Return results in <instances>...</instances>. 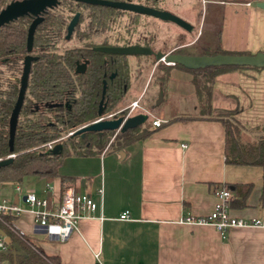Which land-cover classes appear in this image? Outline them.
Listing matches in <instances>:
<instances>
[{"label":"crops","instance_id":"1","mask_svg":"<svg viewBox=\"0 0 264 264\" xmlns=\"http://www.w3.org/2000/svg\"><path fill=\"white\" fill-rule=\"evenodd\" d=\"M254 1L214 0L221 48L264 52V9ZM190 77L180 67L169 69L154 102L161 100L154 116L162 120L150 123L147 135L121 148L67 153L49 182L41 178L42 193L32 190L50 206L64 185L87 194L95 207L81 211L64 240L33 230L30 212L22 210L12 224L35 249L59 264H95V254L101 264H264V226H232L221 235L208 224L178 222L185 214H207L221 188L229 192L231 215L264 219L262 167L224 160L223 125L215 116L233 109L227 118L238 124L240 137L254 138L256 125L264 122V67L214 74L206 112L198 108ZM121 212L126 218L118 217ZM1 262L8 264L2 257Z\"/></svg>","mask_w":264,"mask_h":264},{"label":"trees","instance_id":"2","mask_svg":"<svg viewBox=\"0 0 264 264\" xmlns=\"http://www.w3.org/2000/svg\"><path fill=\"white\" fill-rule=\"evenodd\" d=\"M208 2L207 7L212 9L211 15L215 17L211 21L214 23L215 41L194 52H185L209 54L247 52L226 50L220 47L217 40L220 19L219 4H215L214 0H208ZM161 8L165 6L162 5ZM94 16L89 18V22L103 23L109 13L98 12ZM49 21L55 26L52 31L58 33L63 22L62 14L54 11ZM26 22L27 18L22 17L0 27V52L23 50ZM37 34H34L33 41L37 42L35 45L40 51L30 63L23 98L17 113L11 150L7 147V116L16 95L20 61L18 59L0 61L9 69V75L5 77L4 84H0V157L12 152L11 159L0 166V183L19 184L27 175H35L49 182L57 174V167L65 154H84L99 151L102 148H121L151 131V122L144 119L134 126L116 130L107 144L106 141L113 129L105 128L100 132L84 130L59 138L65 129L83 124L97 116L96 106L100 95L101 79L110 71H113L114 75L110 79L105 78L106 86L103 93L105 105L102 112L119 107L126 91L130 67L125 54H105L103 51L93 50L88 46L89 43L81 47H66L58 51L54 49L53 43L50 48L44 47V39H38ZM127 42L129 40L122 41V43ZM144 44L153 47L148 42ZM79 51L87 57V61L84 70L76 72L73 68L75 59H80ZM178 51L183 52L182 49ZM134 55L139 56L140 54ZM238 66L264 67L248 64H211L189 68L178 62H161L158 67L159 73L151 72L150 76L153 75L157 81L156 93H161L171 67H180L189 71L198 108L201 112H206L209 110L214 74ZM232 111L233 109H226L222 114ZM215 116L223 125L224 160L230 163L259 165L264 175V122L256 125L259 132L254 138L245 140L240 137L239 126L235 121L224 115ZM181 118H189V116ZM51 139L61 142V147L56 152L49 151L44 144ZM60 180L61 183L64 181L63 178ZM65 189L66 187L61 185V190ZM2 217L7 224H11L13 229L17 230L12 224L10 215L2 214ZM0 229L8 235L11 242L17 243L23 250V254L14 257L1 253L0 257L5 258L8 264H59L57 257L45 255L35 249L26 235H18L2 223H0Z\"/></svg>","mask_w":264,"mask_h":264},{"label":"rangeland","instance_id":"3","mask_svg":"<svg viewBox=\"0 0 264 264\" xmlns=\"http://www.w3.org/2000/svg\"><path fill=\"white\" fill-rule=\"evenodd\" d=\"M160 2H162L165 8L191 23V28L185 30L172 21L159 19L145 13L136 15L122 12L109 15L108 18L106 17L104 25L100 27V31L92 35L90 34L88 37H84L83 35L85 38L83 39V37H79V32H81L82 29H86L84 27L89 21L85 14L79 23L80 28L78 32L73 33L67 40L58 41L57 45L61 48L63 46L77 45L89 39L97 42L103 38H107L116 39L118 42L124 40H129L130 42L135 40L139 42L144 41L151 44L153 49H160L163 51H178V49H182L183 52H194L204 45H211L214 43L215 28L213 27L214 23L211 21L214 20L215 17L211 15L212 9L209 6L207 7L209 3L208 0H162ZM60 4L67 5L64 1ZM63 11L66 12L67 10L63 9ZM126 59L130 70L124 98L119 107L104 111L100 116L111 117L118 114L128 115L135 112H142L146 115L145 120L150 122L152 117H156L154 114L158 113L161 103V100H159L158 103H154L157 81L155 77L153 75L150 76V74L151 72H154V74L155 72L159 73V64L161 62H166L161 59L155 60L152 55L146 54L135 56L129 53L126 54ZM8 75L9 69L5 67V64L0 62V84H4L5 77ZM134 100L136 104L131 106L130 104ZM224 114L226 117L228 116L227 112ZM80 125L82 124L65 129L59 138L66 137L76 132L73 130ZM115 131L116 130H113L110 133L106 144L112 138ZM46 142H44L45 145ZM43 185L42 179L35 175H27L19 183L21 188L33 189L37 195L42 193ZM13 192V183L5 182V186L0 189V197L10 201ZM0 264L6 263L1 262Z\"/></svg>","mask_w":264,"mask_h":264},{"label":"water","instance_id":"4","mask_svg":"<svg viewBox=\"0 0 264 264\" xmlns=\"http://www.w3.org/2000/svg\"><path fill=\"white\" fill-rule=\"evenodd\" d=\"M90 3H98V4H106L110 6L120 7L129 9L136 12L146 13L152 16H155L159 19L169 20L182 27L185 30H189L191 28V23L187 20L179 16L178 14L172 12L167 8H159L153 7L150 5H145L142 3H136L128 0H81ZM57 0H10L5 3L0 8V24L14 18L17 15H20L25 12H29L33 15L30 19L27 28H26V37H25V48L26 50L30 49L31 46V38L33 28L36 22L40 19L38 15L39 11H41L45 6H51L55 4ZM254 4L262 9H264V0H255ZM77 12H75L70 19L68 20L66 30L67 34L69 33L73 23L76 21ZM95 49L111 52V53H121V54H148L152 55L155 60H163L166 63L178 62L185 67L195 68L201 67L205 65L211 64H248L255 66H264V52L262 50H256L254 52H216V53H186L180 51H163L160 49H153L148 44H142L138 42H131L125 44H113V45H96ZM34 55L25 54L22 58L21 69L18 76V85L16 90V95L12 106L9 110L7 116V147L8 150H11L12 138L15 128V123L17 119L18 109L20 107L28 70L30 66V59L33 58ZM84 62H76L74 71L79 72L84 68ZM112 74V73H111ZM104 78L101 79V91L99 98L97 100L96 106V117L87 121L86 123L80 125L73 131L81 132L84 130H96L100 132L102 129L109 128L113 130H123L126 127L134 126L137 123L143 121L145 119V113L135 112L128 115H113L111 117H101V112L105 105V101L103 99V91H104ZM157 99H155V102ZM61 142L54 141L50 147H48L49 151L56 152L60 149ZM11 159V155H5L0 157V166L4 165V163L8 162ZM21 200L24 199L22 195L20 197ZM13 201H16V194L13 196ZM0 235H3V238L7 244H9V249H4L1 251L2 254H10L12 257L15 255L23 254V250L19 247V245L15 242H11L8 235H6L3 230L0 229Z\"/></svg>","mask_w":264,"mask_h":264},{"label":"built area","instance_id":"5","mask_svg":"<svg viewBox=\"0 0 264 264\" xmlns=\"http://www.w3.org/2000/svg\"><path fill=\"white\" fill-rule=\"evenodd\" d=\"M136 101L131 102V106L135 105ZM127 115V114H125ZM124 115V116H125ZM160 117H152L150 122L153 125H158L161 122ZM54 139L46 142L47 147H50ZM12 155V152L6 155ZM48 188V184H45ZM13 190L16 194V201L0 200V223L6 225L11 231L21 235L19 230H14L11 224L3 219L2 214H8L13 219L26 209L32 217V229L43 231L48 237L56 240H64L68 234L75 229L78 218L81 216V211H91L95 207V202L85 193H79L72 189L66 188L62 191L58 202L54 206L49 205V201L45 197H38L32 189H23L19 184H14ZM100 193V188L97 189ZM24 196L21 200L23 205H19L17 201L19 197ZM216 201L212 209L205 215L185 214L179 217L178 222L187 224H208L217 230L221 235L232 226L247 227V226H264V219L260 218H240L231 215L227 208V200L229 192L226 188L217 189L214 191ZM121 219L126 218V213L121 212L118 216ZM11 219V220H12ZM4 249H9L7 244L0 235V254ZM95 264H101L95 254Z\"/></svg>","mask_w":264,"mask_h":264},{"label":"flooded vegetation","instance_id":"6","mask_svg":"<svg viewBox=\"0 0 264 264\" xmlns=\"http://www.w3.org/2000/svg\"><path fill=\"white\" fill-rule=\"evenodd\" d=\"M10 0H0V8L7 3ZM64 1L67 3V5H61L60 3ZM128 1H132V2H136V3H142L145 5H150L153 7H162V0H128ZM159 7V8H161ZM63 9H66L67 13L65 11H63ZM54 11H58L62 14L63 17V22L59 27V32L58 33H54L52 30L54 29L52 24H50L49 19L51 18V15ZM65 12V13H64ZM77 12V17H76V21L73 23L69 33L67 34V30H66V26L68 23V20L70 19V17ZM109 13V15H112L114 13H122V12H127L129 14H141V12H136V11H132L129 9H125V8H120V7H115V6H110V5H106V4H98V3H90V2H85V1H81V0H57V2L51 6H45L41 11H39L38 15L40 16V19L36 22L34 28H33V32H32V38H31V46L29 50H26L25 48V37H26V28L27 25L30 21V19L33 17V15L29 12H25L22 13L20 15L15 16L14 18H11L3 23L0 24V27L2 25H4L5 23H8L9 21H12L14 19L17 18H22L25 17L27 18V22L25 25V32H24V38H23V50L16 52L14 50H6V51H1L0 52V61H12V59H18L20 61V67H19V73H20V69H21V62H22V58L23 56L27 53L30 55H34L33 58L30 59V63L36 58L37 54L39 53L40 49H37L35 43L34 42V34H37V37H39L38 39H44V47H51V43H53L54 45V49L61 51L66 47H81L86 45V43H89V47H91L93 50H97L94 48V46L96 45H113V44H125L122 43V41L118 42L116 39H107V38H103L99 41H93L92 39L90 40H86L85 42H82L80 44H75V45H71V46H63V47H58V41L60 40H67L73 33L78 32L79 27V23L83 17V15L86 14V17L88 18H92L95 17V13ZM143 14V13H142ZM146 14V13H145ZM105 16V15H104ZM108 18V16H106ZM105 17V18H106ZM44 20V22H42ZM41 23V24H40ZM104 25L103 23L100 22H87L85 27L86 29L85 32L82 29L81 32H79V37H88V35H92L95 34L97 31H100V27H102ZM55 27V26H54ZM99 28V29H98ZM83 37V39H85ZM132 42H138V43H142L144 44V41L139 42L138 40L132 41ZM127 43H131L130 41ZM100 51V50H98ZM104 52V51H103ZM105 54H114L111 52H104ZM143 55V54H140ZM19 56V57H18ZM79 58L80 59H75V63L76 62H84V64H86L87 61V57L84 56V54L79 51ZM105 59V57H104ZM30 67V66H29ZM75 67V64H74ZM85 68V65H84ZM83 68V70H84ZM74 69V68H73ZM29 71V70H28ZM18 73V76H19ZM112 73V74H111ZM114 75L113 71H110L108 73H106L102 78H104V82H105V78L110 79L112 78V76ZM106 83L104 85V89H105ZM127 88V87H126ZM100 91H101V85H100ZM104 93V91H103Z\"/></svg>","mask_w":264,"mask_h":264}]
</instances>
